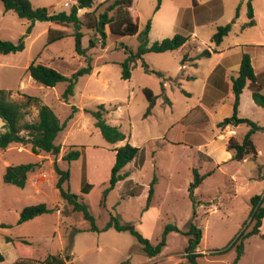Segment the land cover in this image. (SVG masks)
Returning a JSON list of instances; mask_svg holds the SVG:
<instances>
[{
    "label": "rangeland",
    "instance_id": "1",
    "mask_svg": "<svg viewBox=\"0 0 264 264\" xmlns=\"http://www.w3.org/2000/svg\"><path fill=\"white\" fill-rule=\"evenodd\" d=\"M247 1L161 0L156 10L158 0H133L131 15L138 21L139 32L150 20L149 45L175 34L189 39L183 48L148 52L142 56L143 61L162 76L146 72L138 60L128 79L122 78L121 63L130 52H136L137 34L108 36L109 28L105 26V45L99 42L96 47L88 48L89 38L94 33L82 27V47L86 48V54L79 55L72 35L47 45L48 22L31 24L15 12L5 11L0 1V39L12 42L22 39L24 42L22 51L0 53V88L10 90L13 100L23 99L21 94L37 98L38 103L52 110L60 123L69 117L73 107L77 108L55 139L60 146L58 155L34 153L28 142L14 144L8 150L0 149V252L4 257L0 264H11L27 255L42 260L48 254L68 255L66 264H187L184 252L187 237L180 233L170 232L161 253L149 257L140 250L129 232L113 228L91 231V223L80 212H73L60 197L55 187L54 160L60 168L69 171V190L88 205L97 227L101 228L110 215H115L123 222L134 224L150 243L157 244L166 223L186 230L193 222L202 231L197 249L201 256L196 258V263H233L235 248H227L242 229H250L244 226L249 219L250 198L264 194V130L253 134L258 150L255 159L251 156L240 161L225 158L223 141L216 135L218 132L225 137L235 134L230 135L228 125L217 128L215 122L232 114L233 94L230 78L222 77L218 70L216 75L210 74L216 62L211 51L215 46L210 38L218 26L234 18L238 7V18L216 47L232 46L235 40H239L241 45L237 49L261 50L260 45L264 44V0L254 1L256 24L243 28L247 21ZM30 2L34 7L45 6L51 11L68 12L75 0ZM106 2L96 0L91 9H80L78 15L83 18L87 10L99 13L106 7ZM203 10L209 12L206 14ZM190 44L194 45L191 50L188 48ZM205 50L211 51V56H201ZM185 52L195 59L182 69L180 59ZM87 57H91L93 69L90 74L78 77L73 94L67 100L62 98L66 82L43 86L34 82L26 71L32 62H37L69 77L85 66ZM261 63L262 58H256L255 68ZM238 68L234 66L230 74H235ZM263 70L257 71L261 82H264ZM188 76L193 78L187 79ZM215 76L221 86L220 95L207 93L202 98L204 84L207 82L210 87ZM145 87L157 96L148 115H145L148 102L142 92ZM261 92L264 94V86ZM100 104L104 106L105 121L125 135L122 141L108 143L95 126L94 117L86 111L95 110ZM205 106L209 109H204ZM37 112L38 105H31L25 121L36 120ZM239 114L264 125V108L252 102L248 89L241 97ZM195 117L196 120L192 121ZM247 128L245 124L238 125L237 136L241 137ZM22 133L26 136V131ZM167 139L181 143H167ZM127 143L139 148L138 155L120 171L128 172V175L104 195V189L109 186L114 149ZM17 146L28 152H18ZM71 150H78L79 158L64 160L63 156ZM204 152L213 160L204 161ZM6 162L9 165L38 162L41 167L28 175L24 188H19L2 180ZM193 167L200 174L213 171L194 191L196 200L200 201L194 217L188 191ZM153 178L156 179L154 193L149 208L144 210ZM84 182L92 185L88 193L81 190ZM38 203L56 210L18 224L21 209ZM261 233L264 234V219ZM7 236L26 240L28 244L6 242ZM237 264H264V239L259 235L247 238L244 253Z\"/></svg>",
    "mask_w": 264,
    "mask_h": 264
},
{
    "label": "trees",
    "instance_id": "2",
    "mask_svg": "<svg viewBox=\"0 0 264 264\" xmlns=\"http://www.w3.org/2000/svg\"><path fill=\"white\" fill-rule=\"evenodd\" d=\"M3 4L5 11H13L20 18H25L33 24L35 21H46L49 23L46 32V43L51 44L55 41L63 39L69 35L74 37L75 51L79 55L86 54V48L82 47L83 32L82 27L92 30L93 37L89 38L88 48H94L100 42L102 46L105 45L107 34L105 26L109 28L108 36L122 37L126 35L138 36V47L136 52H130L127 58L121 63L122 78L128 79L130 77L131 68L138 60H141L142 66L146 72L154 73L158 76H162V73L149 67V65L143 61L142 56L148 52H166L175 49L183 48L188 44L189 37L181 34H175L172 37H166L159 41H155L152 44H148V33L150 30V20L147 22L145 28L139 32L138 21L131 15V7L133 0H107L106 7L99 13L94 10H87L83 13V18L78 15L80 9H91L96 0H75V3L71 6L68 12H56L51 11L45 6L34 7L30 0H0ZM161 0H158L156 10L159 8ZM239 8L237 7L234 18L221 26L216 28V31L212 34L210 42L215 46L212 48V52L216 51V46H219L225 36L230 32L235 20L238 18ZM255 25V19L253 15V8L251 0L247 1V21L242 25L243 28ZM191 49L194 45H188ZM264 48V44H261ZM24 49V42L22 39L17 42L0 39V53L8 54L22 51ZM211 51L205 50L201 52V56H209ZM195 57L185 52L180 59V64L184 65L187 62H193ZM85 66L78 68L71 76H66L56 69L37 62H32L27 68L29 76L37 84L52 87L59 82H66L67 86L62 95L64 100H67L70 95L73 94L74 85L78 77L90 74L93 67L91 65V57L85 58ZM248 85L251 91V98L256 106L264 108V94L261 92V86L257 83L255 72L251 63V55L248 49L243 48L240 65L237 71V75L231 77V90L233 93L232 102V114L225 117L222 121L217 123V127L225 125L238 126L240 124L247 125L248 129L241 137L230 136L225 144L227 151H230V160L240 161L247 156H251L254 159L257 157V148L253 141V134L259 130H264V126L250 120L246 117H240L238 115V106L240 102V95ZM148 105L145 115L150 114L151 109L156 102V95L153 91L147 87L142 89ZM12 92L10 90L0 88V119L3 124L0 129V149H6L8 146L14 143H30L31 151L34 153H49L56 156L60 152V146L55 143V139L59 132H61L68 122L73 117V114L77 110L73 107L72 113L63 122L60 123L58 118L52 112V110L46 106L38 103V99L29 95L21 94L20 101L13 100L11 97ZM167 102L170 101L167 99ZM38 105L37 118L34 121H25V117L28 113V108L31 105ZM95 119V126L100 130L103 138L110 144H115L125 139V135L116 127L108 124L104 119V106L98 105L95 110H86ZM23 131H26V136L23 135ZM115 157L110 171L109 186L104 189L103 194L112 188L115 183L123 179L128 172L121 173L120 171L138 155L139 148L130 144L114 149ZM80 156L78 150H71L63 156L66 161L76 160ZM41 167V163L29 162L19 165H8L2 175V180L6 184L15 185L19 188H24L27 182L28 175ZM54 171L57 174V180L55 187L58 190L60 197L71 207L74 212H80L82 216L91 223V231H106L110 228L119 232H129L135 237L140 246V250L147 256L153 257L161 253L166 246V237L170 232H177L187 237V244L184 248L185 258L187 264H197L196 258L201 256V253L197 252L200 239L202 237L201 229L190 222L186 230H181L177 225L173 223H166L163 227L160 240L157 244H152L143 236L132 223L123 222L118 216L110 215L108 222L101 228L95 224V218L91 214L88 205L83 202L82 198L72 193L69 190V171L60 168L54 160ZM213 171H208L204 174H200L197 168H192L193 179L189 185V198L193 203V217L195 216V207L200 201L196 200L194 191L203 182L205 177L209 176ZM155 178L152 179L148 189L147 203L144 210H147L150 206L151 199L154 193ZM92 185L89 182H84L81 190L88 193ZM250 212L249 219L244 226L250 227L249 230L242 229L240 233L234 238L229 245V248H235V257L232 264H237L241 256L244 253V241L252 235H259L264 239V234L261 233V226L264 219V194L254 195L250 198ZM56 210L55 207H48L45 203H38L35 205L25 206L19 212L18 224L27 222L42 214L51 213ZM5 226V225H2ZM6 242H20L28 244L26 240H17L11 237H5ZM225 249V250H227ZM220 252V251H217ZM28 256V255H27ZM27 256H20V259L15 260L11 264H66L68 255L62 256L60 254H48L42 260H36L28 258ZM4 260L2 253L0 252V262Z\"/></svg>",
    "mask_w": 264,
    "mask_h": 264
},
{
    "label": "crops",
    "instance_id": "3",
    "mask_svg": "<svg viewBox=\"0 0 264 264\" xmlns=\"http://www.w3.org/2000/svg\"><path fill=\"white\" fill-rule=\"evenodd\" d=\"M255 0H251V4H252V8H253V15H256V10H255V8H254V2ZM198 4L199 3H197V6H198ZM204 8V6L202 7V9ZM264 9V8H263ZM204 11V10H203ZM220 11V10H219ZM207 12H209L208 10H206V11H204V13H206L207 14ZM210 12H211V10H210ZM259 14H260V12H259ZM255 19V18H254ZM205 21H208V20H205ZM210 21V20H209ZM236 21V20H235ZM203 23V22H202ZM205 23V22H204ZM200 24V23H199ZM255 24H256V21H255ZM222 43V42H221ZM240 42H239V40H235L234 42H233V45L232 46H228V47H222V46H220L219 48H217L216 47V51L215 52H213L212 54H214L215 56H216V62H215V66H213L212 68H211V70H210V74L211 75H216L217 73H216V71L218 70L220 73H221V76L223 77L224 75L226 76V77H228V78H230V80H231V77H234V76H236L237 75V71H238V69H237V71L235 72V74H230V73H233V71L231 70V69H233V67L234 66H238L239 67V65H240V61H241V56H242V52H243V48H241V49H237V47L238 46H240L241 44H239ZM262 49L261 50H249V53H250V55H251V63H252V66H253V69H254V72H255V76H256V80H257V83L261 86V88L264 86V82H261L259 79H258V76H259V74H258V69L259 70H261V68H263L264 69V48L263 47H261ZM253 51V52H252ZM210 56H211V54H210ZM262 58V60H263V63H261V66H256V68H255V59L256 58ZM180 66H181V68L182 69H184L185 68V66H186V64H184V65H181L180 64ZM262 72H264V70L262 71ZM184 77V76H183ZM186 77V76H185ZM190 78H193L192 76H188V78L187 79H190ZM212 85L209 87V85H208V83L206 82L205 84H204V94H203V96H202V98H204L205 97V95L207 94V93H214V95L215 96H218V95H220V91H219V89H220V83H219V81H218V78L215 76V79H213L212 80ZM230 85V84H229ZM246 89H248L249 90V92H250V97H251V91H250V89H249V87H248V85H246L245 86V88L243 89V91H242V93H241V95H240V102H239V106H238V115H240L239 113H240V107H241V97H242V95H243V92L246 90ZM233 94V93H232ZM251 100H252V98H251ZM252 102H253V100H252ZM254 103V102H253ZM255 104V103H254ZM204 109H209L208 107H204ZM197 117V116H196ZM196 117L192 120V121H194V120H196ZM226 117H228V116H226ZM241 117V116H240ZM225 118V117H224ZM223 118V119H224ZM222 119V120H223ZM199 120V119H198ZM222 120H218V121H216L215 122V125L217 126V123L218 122H220V121H222ZM256 123H258V122H256ZM2 124H3V122L2 123H0V128L2 127ZM259 124V123H258ZM259 125H261V124H259ZM262 126H264V125H262ZM218 128V127H217ZM236 128H237V126H234V125H230V124H228V126H227V129L229 130V131H234V134H235V137H238L237 136V132H236ZM248 129V128H247ZM247 129L243 132V134H242V136L245 134V132L247 131ZM219 130V129H218ZM256 134V133H255ZM241 136V137H242ZM216 137L217 138H219V139H221L222 141H223V143H222V146H224L225 147V144H226V141H227V139L230 137V136H227V137H225L224 136V134H221V133H219L218 132V134L216 135ZM241 137H238V138H241ZM166 138V137H165ZM167 141V143L168 142H170V143H175V144H178V143H181V142H179V141H175V140H171V139H167L166 140ZM14 144H18L19 145V143H14ZM14 144H11L10 146H8L6 149L8 150V149H10V147H12V146H14ZM257 148V147H256ZM225 150H226V148H225ZM17 151L19 152H28V150L27 149H25L24 147H23V149H20V147H18L17 146ZM257 152H258V150H257ZM231 152L230 151H225V158H227V157H231ZM203 156L205 157V160L204 161H212L213 160V158H212V156L211 155H209L208 153H206V152H204L203 153ZM9 165V163L8 162H6L5 163V165H4V168L6 167V166H8ZM220 164H217V166H219ZM5 170V169H4Z\"/></svg>",
    "mask_w": 264,
    "mask_h": 264
},
{
    "label": "built area",
    "instance_id": "4",
    "mask_svg": "<svg viewBox=\"0 0 264 264\" xmlns=\"http://www.w3.org/2000/svg\"><path fill=\"white\" fill-rule=\"evenodd\" d=\"M67 4V3H66ZM234 134V131H230V135Z\"/></svg>",
    "mask_w": 264,
    "mask_h": 264
}]
</instances>
